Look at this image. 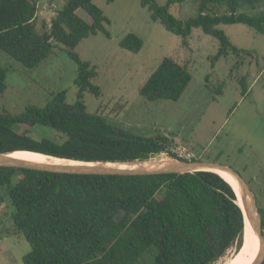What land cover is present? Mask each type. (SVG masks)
<instances>
[{
  "label": "trees",
  "instance_id": "obj_1",
  "mask_svg": "<svg viewBox=\"0 0 264 264\" xmlns=\"http://www.w3.org/2000/svg\"><path fill=\"white\" fill-rule=\"evenodd\" d=\"M38 1L0 0V52L33 69L63 46L77 67L76 101L68 104L62 91L44 106L28 105L16 115L0 109V153L25 151L85 163H131L169 154L167 138L135 135L86 111L84 93L100 96L92 83L97 72L74 49L89 36L109 37L104 27L108 20L93 0H66L48 26L42 22L40 31ZM193 1L197 13L185 20L169 12L171 4L182 0L140 3L153 21L182 38L184 46L193 29L216 39L219 50L212 63L229 53L250 54L232 45L220 25L243 24L264 35V10L256 15L239 12L244 7L255 10L264 0ZM78 10L90 22L81 19ZM119 46L137 53L143 42L129 33ZM5 79L6 69L0 65V98ZM190 81L184 65L164 58L138 92L149 102L177 101ZM1 192L11 211L8 234H22L30 246L23 264H138L149 254V264H217L229 250L237 252L243 245L245 224L237 197L210 171L119 176L0 167V203ZM258 208L264 236V209ZM257 250L258 244L247 264L253 263Z\"/></svg>",
  "mask_w": 264,
  "mask_h": 264
},
{
  "label": "rangeland",
  "instance_id": "obj_2",
  "mask_svg": "<svg viewBox=\"0 0 264 264\" xmlns=\"http://www.w3.org/2000/svg\"><path fill=\"white\" fill-rule=\"evenodd\" d=\"M65 1L43 0L36 18L38 31L43 21L49 25ZM168 1L155 0L158 5ZM92 2L108 20L104 27L109 37L102 33L89 36L74 49L80 60L89 62L97 72L92 83L99 88L100 96L84 93L86 111L101 114L110 124L135 135L165 137L171 142L170 149L184 148L195 160L232 167L248 183L258 207L264 209V35L243 24L220 25L232 45L250 54L229 53L212 63L219 43L202 30L193 29L184 46L182 38L151 19L140 0ZM263 10L264 3L255 10L244 7L239 12L256 15ZM169 12L185 20L196 15L197 3L182 0L171 4ZM77 15L90 22L84 11L78 10ZM129 33L143 42L137 53L119 46ZM164 58L184 65L191 81L177 101L149 102L139 95V88ZM0 65L6 69L1 110L16 115L28 105L42 107L52 95L62 91L68 104L76 101L77 67L61 45L33 69L23 68L1 52ZM159 160L170 159L159 155L147 161ZM1 193L4 202L0 203V264H23L30 246L22 234H8L12 229L11 211L7 197ZM234 253V249L229 250L217 264ZM152 261L149 254L138 264Z\"/></svg>",
  "mask_w": 264,
  "mask_h": 264
},
{
  "label": "water",
  "instance_id": "obj_3",
  "mask_svg": "<svg viewBox=\"0 0 264 264\" xmlns=\"http://www.w3.org/2000/svg\"><path fill=\"white\" fill-rule=\"evenodd\" d=\"M50 4V2H49ZM51 157V156H50ZM71 161V160H67ZM146 161H135L131 163H85L78 162L82 165H44L24 162L8 157V154L0 153V167H13L19 169L37 170L60 174L72 175H119V176H149V175H167L182 174L197 171H211L213 169L221 170L233 177L239 186L242 206L239 207L243 213L244 221L248 220L252 230L260 240V251L252 264H262L264 262V236L262 230V216L258 208L256 198L252 193L248 183L232 167L219 164L216 162L200 160H167L155 162L149 167L140 169H119L108 165H133L143 164ZM229 184V183H228ZM230 185V184H229ZM231 186V185H230ZM232 187V186H231ZM235 195L236 191L232 187ZM237 197V195H236Z\"/></svg>",
  "mask_w": 264,
  "mask_h": 264
},
{
  "label": "bare ground",
  "instance_id": "obj_4",
  "mask_svg": "<svg viewBox=\"0 0 264 264\" xmlns=\"http://www.w3.org/2000/svg\"><path fill=\"white\" fill-rule=\"evenodd\" d=\"M8 157L16 160H21L24 162H29V163H35V164H44V165H82L76 161H67L65 159H59V158H54L50 156H45L33 152H25V151H20V152H12L8 153ZM161 161V160H159ZM163 161V160H162ZM167 161V160H165ZM155 162H150L146 161L143 164H133V165H108L111 167H116L119 169H140L143 167H149L153 165ZM210 172H214L218 175H220L227 183H229L234 190L236 191L237 195V203L242 206L241 198H240V191H239V186L236 180L231 177L228 173L221 171V170H216L213 169ZM244 233H243V245L240 248L239 251L235 252L230 258H228L226 261H224L222 264H247V261L249 257L252 255V253L255 250L256 245L258 244V250H257V255L260 251V240L257 237L256 233L252 230L250 224L248 223V220L245 219L244 221ZM256 255V257H257ZM255 257V259H256ZM254 259V261H255ZM253 261V262H254Z\"/></svg>",
  "mask_w": 264,
  "mask_h": 264
},
{
  "label": "built area",
  "instance_id": "obj_5",
  "mask_svg": "<svg viewBox=\"0 0 264 264\" xmlns=\"http://www.w3.org/2000/svg\"><path fill=\"white\" fill-rule=\"evenodd\" d=\"M172 160H192L194 157L186 152L184 148L175 147L170 149L169 154H161Z\"/></svg>",
  "mask_w": 264,
  "mask_h": 264
},
{
  "label": "crops",
  "instance_id": "obj_6",
  "mask_svg": "<svg viewBox=\"0 0 264 264\" xmlns=\"http://www.w3.org/2000/svg\"><path fill=\"white\" fill-rule=\"evenodd\" d=\"M42 2H40V0L38 1V3H37V7H38V9H39V7H40V5L41 4H43V0H41ZM40 2V3H39ZM41 13H44V12H41Z\"/></svg>",
  "mask_w": 264,
  "mask_h": 264
}]
</instances>
